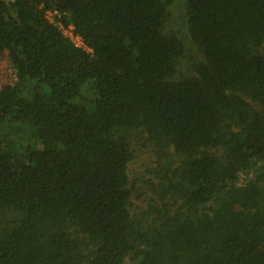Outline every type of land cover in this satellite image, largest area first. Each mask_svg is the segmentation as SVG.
Listing matches in <instances>:
<instances>
[{"label":"trees","instance_id":"1","mask_svg":"<svg viewBox=\"0 0 264 264\" xmlns=\"http://www.w3.org/2000/svg\"><path fill=\"white\" fill-rule=\"evenodd\" d=\"M184 19L0 0V264H264V0H184ZM132 135L159 154L140 213Z\"/></svg>","mask_w":264,"mask_h":264},{"label":"rangeland","instance_id":"2","mask_svg":"<svg viewBox=\"0 0 264 264\" xmlns=\"http://www.w3.org/2000/svg\"><path fill=\"white\" fill-rule=\"evenodd\" d=\"M10 2L12 0H3ZM169 22L167 29L179 36L185 34L184 0H168ZM52 20V16H49ZM15 72L12 69L6 52L0 53V89L15 82ZM133 159L128 168L129 178L134 182L139 199L133 201V211L140 213L148 210L151 200L157 202V188L150 183L157 182L155 174L160 166L157 164L159 154L155 147L143 140V136L132 135ZM151 204V203H150Z\"/></svg>","mask_w":264,"mask_h":264},{"label":"built area","instance_id":"3","mask_svg":"<svg viewBox=\"0 0 264 264\" xmlns=\"http://www.w3.org/2000/svg\"><path fill=\"white\" fill-rule=\"evenodd\" d=\"M52 12H46V18L47 20L51 23L53 22L52 20L49 19V16L53 17ZM56 26L60 29L61 33L63 36H65L75 47L81 48L85 50L86 52H91L83 43L82 40L80 39L79 36L73 33V29L71 26L68 27H63L59 23H56Z\"/></svg>","mask_w":264,"mask_h":264}]
</instances>
